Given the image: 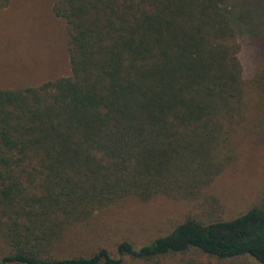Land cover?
<instances>
[{"label": "trees", "instance_id": "1", "mask_svg": "<svg viewBox=\"0 0 264 264\" xmlns=\"http://www.w3.org/2000/svg\"><path fill=\"white\" fill-rule=\"evenodd\" d=\"M260 1H53L68 74L0 88V264H264V191L230 218L204 192L264 99L237 57ZM156 196L184 210L163 234L77 246Z\"/></svg>", "mask_w": 264, "mask_h": 264}, {"label": "rangeland", "instance_id": "2", "mask_svg": "<svg viewBox=\"0 0 264 264\" xmlns=\"http://www.w3.org/2000/svg\"><path fill=\"white\" fill-rule=\"evenodd\" d=\"M53 1L7 0L0 9V88L37 85L68 74L64 25L51 12ZM233 1L238 0H229ZM260 4L263 9L264 0ZM244 6L247 7V0ZM263 17L254 20L247 34L237 37V57L244 81L250 80L262 63H257V55L264 56V24L258 25ZM244 100L249 104L247 137L237 145L233 160L204 191L217 200L223 218L233 217L254 204L264 191V99L260 104L254 103L255 94L247 90ZM183 211L180 204L163 196L146 203H123L102 215L100 223L87 233L93 238L89 236L77 246L109 245L119 238L141 244L163 234ZM95 233L104 236L96 238L99 234Z\"/></svg>", "mask_w": 264, "mask_h": 264}]
</instances>
